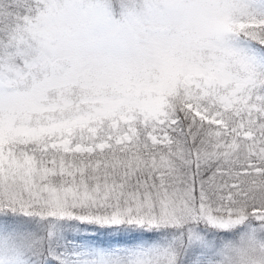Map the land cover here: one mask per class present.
<instances>
[{"label":"snow or ice","instance_id":"1","mask_svg":"<svg viewBox=\"0 0 264 264\" xmlns=\"http://www.w3.org/2000/svg\"><path fill=\"white\" fill-rule=\"evenodd\" d=\"M0 264H264V0H0Z\"/></svg>","mask_w":264,"mask_h":264}]
</instances>
